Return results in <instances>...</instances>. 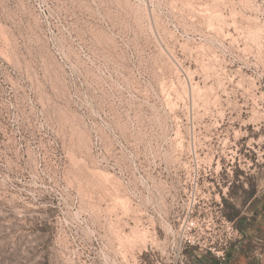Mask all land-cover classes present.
I'll return each mask as SVG.
<instances>
[{"label": "rangeland", "instance_id": "rangeland-1", "mask_svg": "<svg viewBox=\"0 0 264 264\" xmlns=\"http://www.w3.org/2000/svg\"><path fill=\"white\" fill-rule=\"evenodd\" d=\"M215 204L264 264V0H0V264L169 262Z\"/></svg>", "mask_w": 264, "mask_h": 264}, {"label": "built area", "instance_id": "built-area-1", "mask_svg": "<svg viewBox=\"0 0 264 264\" xmlns=\"http://www.w3.org/2000/svg\"><path fill=\"white\" fill-rule=\"evenodd\" d=\"M205 211L206 213L203 216L201 213L196 214L194 209L189 211L187 218L184 219L180 226L186 238H181L178 242V255L173 257L169 262L160 264H192L187 262L188 255L186 251L190 247H199L200 249L206 248L220 264H225L227 262L230 243L234 239L241 237V231L235 226V222L230 220L223 213L222 204L210 205ZM207 216H209V218H207ZM213 228H219L222 233L225 232V239L222 238V241L219 243H216L215 240L206 242V240L203 239V235L206 234V230H211ZM194 264L198 263L194 261Z\"/></svg>", "mask_w": 264, "mask_h": 264}, {"label": "trees", "instance_id": "trees-1", "mask_svg": "<svg viewBox=\"0 0 264 264\" xmlns=\"http://www.w3.org/2000/svg\"><path fill=\"white\" fill-rule=\"evenodd\" d=\"M234 186H235L234 184H232L230 186L231 192L233 191V187ZM231 195H232V193H231ZM239 211L240 210L235 205H232V206H229V208L225 209V214L227 215V217L230 220H233V221L237 222V220L239 219ZM225 264H229L228 261ZM238 264H249V262H247V263L239 262Z\"/></svg>", "mask_w": 264, "mask_h": 264}, {"label": "crops", "instance_id": "crops-1", "mask_svg": "<svg viewBox=\"0 0 264 264\" xmlns=\"http://www.w3.org/2000/svg\"><path fill=\"white\" fill-rule=\"evenodd\" d=\"M211 257H213L211 254H210ZM214 258V257H213Z\"/></svg>", "mask_w": 264, "mask_h": 264}]
</instances>
